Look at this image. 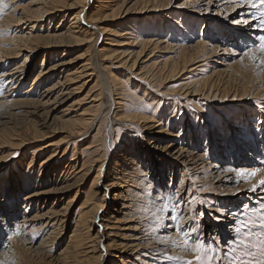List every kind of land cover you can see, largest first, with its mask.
I'll list each match as a JSON object with an SVG mask.
<instances>
[{
  "label": "rangeland",
  "instance_id": "1",
  "mask_svg": "<svg viewBox=\"0 0 264 264\" xmlns=\"http://www.w3.org/2000/svg\"><path fill=\"white\" fill-rule=\"evenodd\" d=\"M29 1L30 0H8L10 3H8L7 7L4 9L7 11L6 13H11L16 6L22 8ZM120 1L126 2L124 3L125 5H123L124 7L127 6L123 9H128V13L121 17L108 19L104 22L105 26L114 29L116 32H119L123 26L130 24L131 29H134L138 36L158 37L162 41L165 40V42L173 46L175 45L174 47L178 45L188 46L198 41H208L212 43L214 38H225L227 46H230V50L237 47V41H241L242 46L243 41L247 40V36L244 34H248V31H242L241 29L236 30V26L233 24V20L239 17V15L230 12L232 11L233 5L248 4L244 3L242 0H235V2L234 0H155V3L152 2L153 0H149L150 2H147V4H149V7H153V9L144 8L145 12L139 13V15L142 16L137 15V10L143 9L146 5V3L143 2L148 0H118V2ZM250 1L251 3L259 2V0H248V2ZM183 2H185L187 7H192L191 9H194L197 13L189 12V10L185 8V5H183L185 9L173 7ZM220 4L225 6L224 11L221 9ZM97 5H99V3H97ZM166 7H169V9H165ZM256 9L257 10L254 8V14L259 21L258 17L261 12H264V7ZM107 10L108 12L110 11L106 8L99 11L98 8L92 7L91 14L92 16L100 15L107 12ZM176 11H180L181 13L175 16L174 12ZM72 12L73 11L70 13L72 14ZM165 13L173 15L174 17L172 18H175L177 23L175 24V21L167 19V17L164 16ZM62 18L61 16L54 20H43L38 23L39 28H45L43 32H47L50 26H68L71 22V15L66 16L63 21ZM11 25L12 24L7 21L5 25L0 28V30H3L2 34H4V37H0L2 45H7L14 36L15 29L22 27ZM229 36H232V39L229 38ZM114 38L120 39L119 37ZM252 42V40H248L249 44ZM215 43L217 42L215 41ZM256 43H258V41ZM164 45L165 43H163L162 46L158 45L157 49L154 50V56L145 64L148 65L145 69L154 73L157 78L154 84H150V82L146 81H144V83L139 80V78H136L137 76H130L131 72L127 68L111 69V71L117 75L118 78L116 80L120 83L121 90L124 91L126 98L129 100L124 107V112L137 113L142 116L159 115L165 123L170 119L172 116L171 114H176V111L180 110V114L177 113L178 117L176 119L178 120H174V122L168 124V129L183 131V138H186V141L192 137V141L196 143L194 145H199L202 147L200 150L208 152L211 161L232 162L234 167L236 166L235 168L248 164L249 167L245 165L249 169L245 171L248 172L254 169L262 170L260 171L261 173L258 172L255 177L240 176L243 180L241 181L242 184L257 178L259 175L260 177L257 181L264 179V66H260L258 63H254L247 58L241 61L237 56L229 54L228 51V53L222 55V57L226 59V62L221 63V58L212 56L208 59L209 63L204 66L203 70L198 69V72L188 71L185 76L178 79L179 74H171L162 66L153 65L154 61L161 59H168V62L171 63L175 61L179 55L178 51H172L171 48V50L163 48ZM86 47L87 46H75L73 48L74 50L71 52V56L75 57L85 53ZM112 48L118 49V46H113ZM47 49L48 48L39 49L37 55L33 57L34 61L30 66L29 78L26 80L22 90L25 91L33 87L35 74L41 69L42 65H45V63L43 64V60L46 61V64H50L57 57V53L59 56L62 54V50L56 49L58 51L49 53L46 52ZM134 49L139 50L138 47H134ZM152 50L153 49L150 48L149 51H147V57L152 53ZM119 51L121 50L117 52ZM219 52L221 53L222 51ZM25 53L26 52H24V54ZM24 54L10 61L14 63L23 60ZM209 64L212 66L210 67ZM5 68H7V62L0 61V75ZM221 68L222 71L212 76V83H214L213 87H210V84L209 86L206 85V87L202 86L196 93L191 92L193 90L192 88L197 85L204 73L210 75L213 70ZM59 75H61L60 72L55 75V78H58ZM1 80L2 78H0V81ZM187 82H191V86H193H190L191 89L186 88ZM15 83L14 81V85ZM99 87L102 88L97 83L91 82L82 92H79L80 94L77 93L76 95L75 99H81L82 103L76 105V110H73L68 117L72 116V118L79 119L80 117L78 115L80 113L85 110L86 112H91L94 109L92 112L96 113L95 115L97 118L94 123L91 122L86 127L85 134L79 137L75 136L70 138L69 136L70 128L72 125L76 124H67L59 120L45 123V116L40 115V113L29 114L27 113L29 110L27 107L18 106L19 108L17 111L14 110V112L5 108V110H3L4 113H0L3 114L0 116V140L4 141L5 138V140H10L9 142H5V147L0 149V200L4 199V202H8L3 204L4 202L0 201V264H96L95 256L99 254L106 256L107 259L105 264H123L118 257H112V255L117 254L118 251L108 246L109 240H107L108 242L105 240L99 243H96L97 240H95L93 253H87L86 251L89 250L88 247L90 246L87 233L88 230L83 228L81 243H77L74 239L75 237L72 236L76 229L75 225L78 220L77 218L82 211L80 206L91 192V183L96 174L95 172L88 179L84 180L81 196H78L74 202L71 201L72 205L65 216L67 219L66 223L58 222L54 225L53 229L50 227L45 229L38 225L35 227V230L29 232V223L26 222L25 225L19 227V231L22 232L20 237L14 235L16 230L13 228L14 224L24 212L27 211L28 213L34 214L49 201V199H40L41 201H35L32 206L27 207V205H24V202L27 201L25 196L29 192H33V190L38 188L49 190L50 188L56 187V183L52 184L53 181L58 179V181H60L62 177L65 178V175L61 174V170H63L62 168L69 169L73 164L72 159L75 153V141V144H77L80 149H83L80 165L85 162L90 164L95 159H99V164H105V173L107 176H110V178L116 173V171H113L114 159L119 153H123L126 148L132 146L138 151L141 149L146 150L147 146L150 144V138L142 131L143 129L139 122H131V120L121 121L114 119L113 115L111 116L109 113V95L103 88L100 90ZM132 90L135 92L134 94L131 93ZM96 94L99 96L100 100L99 109L94 108L92 103L89 102L91 100V98H89L90 95L93 97ZM194 94L197 95L193 96ZM18 97L21 98V96ZM159 97L162 99L160 100ZM155 100L157 101L153 104ZM148 105H151V107H148ZM201 110L202 112H200ZM154 111L155 113H153ZM181 111H183V113H181ZM192 116H195V123L190 119ZM183 117H185L188 122H182ZM112 119L113 127L109 129L108 123ZM108 129L109 136L107 135ZM24 142L25 144H23ZM48 142H56V144L49 147V149L38 150L39 147ZM92 143L95 145L91 149L85 150V146ZM57 144H65L64 147L69 144L70 148L66 156L60 162L57 160L51 166L46 167L47 165L43 164V160L52 150L59 148ZM143 154L144 156L140 159V163L144 165L146 171L149 173L150 180H153V182H155L154 180H158L159 174L155 170L157 168L159 169L160 166L164 171L163 184L172 190L171 194H169L171 200H167V202H169V207H171V203L175 202L174 200L176 199L175 192L179 189L180 179L186 176V174L183 173L181 167L178 172L171 170L167 172L163 163L155 164L153 158L156 156L152 151L147 153L148 156L145 155V152H143ZM124 155L127 156L131 154ZM147 163H149V166ZM151 163L153 166H151ZM207 172H209V170H207ZM187 173L189 174H187V176L190 181L194 182L192 186L197 189V193H192L190 196L188 189L185 188L184 191L186 193L181 194L183 197L180 200L183 212H181V209L178 207L173 209L171 214L182 216L187 213L189 221L191 220L190 223H184L182 221L184 218L183 216L180 223L186 226L185 229L192 228L198 230V232H193L194 236L198 233H202L205 240H207L209 235H216L215 237L219 235L220 237H217L218 239L227 240L234 235V222L238 216H241V213H245L247 216L253 218L257 215L262 200L259 199V196L263 198L264 194L252 193V195H250L249 193L243 192L244 194L241 193L244 195L243 198L236 199L238 201L234 203V201L231 202V195L234 194H230L232 193L230 190L224 191V187L221 188L219 183L211 178L207 184L204 182V179H206L204 177V175L207 174L206 172L200 174V176L204 178H201L202 181L195 180L197 174L193 171L188 170ZM77 188H81V185H77ZM247 188H249V185L245 186L244 183L241 189L245 190ZM200 189H203V191ZM262 189H264V187H259L254 193H258ZM148 190L150 189L148 188ZM116 192H118L117 189L109 193L108 198L110 204L115 202L114 198ZM226 193L230 197H220ZM73 194V192L70 193L69 197H66L65 200H72L74 198ZM187 195L190 197L187 198ZM102 196L101 192H99L96 200L100 201ZM65 200L60 201L65 202ZM190 200L192 202L187 206V202ZM4 205H7V208H5ZM232 207L234 208L233 211L235 214L231 210L227 212V210ZM250 209H255L257 212L249 211ZM225 212H227V214H225ZM99 215H102V213L100 212ZM230 215H233V223H229L228 218ZM106 218H108V215H106ZM174 222L175 221L171 222L168 216H165L163 220L161 219L163 225L169 226ZM101 223L107 226H111L112 224L107 220ZM174 225L175 224L168 229L167 227L158 229V226H156L155 228L158 229L156 231L159 232L160 238L162 237L161 239H164L165 235H168L170 236V240L165 242V246L158 247L152 244L147 250L151 252L156 246L155 250L158 249V252L178 257L180 261L194 260L196 253L190 248L185 250L181 234L173 230ZM211 228V234H209L208 229ZM102 231H105L106 234L116 233V231L111 228L105 230L103 228ZM118 233L120 232L118 231ZM10 237L11 239H9ZM110 237H114L115 240L119 238L118 236ZM23 239H26V241H23ZM41 239L45 240L43 248H40L44 254L38 253L39 251L30 246V242H35V240L36 244L34 246H40ZM70 239H72V241L69 243ZM9 241L13 243L12 256L9 255L4 257L6 254H4L3 251L6 246H8L7 244L10 243ZM172 241L177 242V246H173ZM255 251H257L255 259L259 260V251ZM87 254L91 256L92 254L94 255V257H91L92 260H86L89 256ZM148 254L150 255V253ZM237 255H240V253L237 252ZM129 259L130 261H126V264H139L135 262L134 256L129 257ZM244 259L251 260L253 257H245ZM171 264H177V262L173 261Z\"/></svg>",
  "mask_w": 264,
  "mask_h": 264
},
{
  "label": "bare ground",
  "instance_id": "2",
  "mask_svg": "<svg viewBox=\"0 0 264 264\" xmlns=\"http://www.w3.org/2000/svg\"><path fill=\"white\" fill-rule=\"evenodd\" d=\"M242 1L244 2V0ZM120 2H118V0H30L22 8L18 6L13 8L14 11L11 10V13H6L7 11L5 9L0 12V28H2L7 21L18 27L22 26L21 28L15 29L14 36L7 45H2L0 42V61L7 62V68H5L0 75V78H2L0 81V113H4L3 110H5V108L14 112V110L17 111L19 108L18 106L27 107L29 108L27 113H40V115L45 116V123L59 120L66 122L67 124H76L72 125V127L70 126L69 136L70 138L75 136L79 137L85 134L86 127L91 122L94 123L97 120L96 113L92 112L94 109L91 112H86V110L83 111L78 115L80 117L79 119L68 116L73 110H76V105L82 103L81 99H75L77 93L80 94L79 92H82L91 82H94L100 85L109 95V113L111 116L113 115L114 119L121 121L131 120V122H139L143 129L142 131L146 133L148 138H150V144L147 146L146 150L141 149L138 151L132 146L126 148L123 153H119L116 156L113 167V171H116V173L111 178L105 173V164H99V159H95L90 164L85 162L80 165L83 149H80L78 145L75 144V141V153L74 158L72 159L73 164L69 169L62 168L63 170H61V174H64L65 178L62 177V180L60 179V181H58L59 179L56 181L52 180V184L56 183V187L50 188L49 190L38 188L33 190V192H29L25 196L27 201L24 202V205H27V207L32 206L35 201H41L40 199H49V201L34 214L28 213L27 211L24 212L14 224L13 228L14 230H19V227L25 225L27 222L29 223V232H32L31 230H35V227L38 225L45 229H47V227L53 229L54 225L58 222L66 223L67 219L65 216L72 205L71 201L74 202L78 196H81L84 180L88 179L95 172L96 174L91 183V192L80 206L82 211L77 218L78 220L75 225L76 229L72 234V236L75 237V241L81 243V235L83 234L82 230L85 228L88 230L87 233L90 241V246L88 247L89 250L86 249L87 253H93L95 240H97L96 243L109 240L108 246L111 247V249L118 251V253L112 255V257H118L123 264H126V261H130L129 257L131 256H134L135 262H138L139 264H157L160 257L164 254L158 252V249L155 250L156 246H165V243L159 242L158 238L162 240V237L160 238L159 232L154 229H156L155 227L157 226L156 219L158 215L162 220L165 215L159 213L158 209L161 205L156 204L155 197L156 193H159L160 196L168 197L172 190L163 184L164 171L161 169V166L159 169L157 168L155 170L159 174L158 180H154L155 182L150 180L149 173L146 171L144 165L140 163V159L144 156L143 152L148 156L147 153L152 151L156 156L153 158L155 164L163 163L167 172L170 170L178 172L181 167L183 173L186 174V176H183V178L180 179L178 186L179 189L175 192V198L177 200H181L183 197L181 194L186 193L184 191L185 188L188 189L190 196L192 193H197V189L192 186V183L194 182L190 181L187 176L188 170L197 174L196 178L194 177L197 181H202L204 178L203 176H200V174L206 172L207 174L204 175L206 178L204 179V182L207 184L211 178L219 183L221 188L224 187V191L230 190L232 192L230 194H234L231 195V202L234 201V203L238 201L236 199L243 198L244 195L241 194L243 192L249 193L250 195H252V193L263 195L264 189L258 193L249 190L252 184L259 183L257 180L260 175L249 182H244L245 186L249 185V188L245 190L241 189L244 183L242 184L241 181L243 180L240 176L236 175V172L239 170H249L248 164L235 168L236 166L234 167L232 162L211 161L209 153L200 150L202 147L199 145H194L196 143L192 141V137L186 141V138H183V131L168 129V124L174 122V120H178L176 118L178 117L177 115L180 114V110H177L176 114H171L172 116L165 123L159 115L154 114L153 116H142L137 113L124 112V107L129 100L126 98L124 91L121 90L120 83L116 80L118 78L117 75L112 72L111 69L127 68L131 72L130 76L134 75L142 82L146 81L150 82V84H154L157 78L154 73L145 69L147 68L146 66H148L145 64L154 56V50L157 49L158 45L162 46L163 43H165L163 48H171L172 51H178L179 55L176 60L171 63L168 62V59L160 58L161 60L154 61L153 65L162 66L171 74H179L178 79H180L185 76L188 71L198 72V69L203 70L204 66L209 63L208 59L212 56L221 58V63L226 62V59L223 58L222 55L228 53L230 46H227L225 38H218L219 40L214 38L212 43L208 41H198L192 45H178L177 47H174L175 45L173 46L170 43L165 42V40L162 41L158 37L138 36L134 29H131L130 24L123 27L121 26V32H116L114 29L105 26L104 22L108 19L121 17L128 13V9L124 10L127 6L124 7V3L126 2ZM147 2L150 1L143 2L146 3V5L143 9L137 10V15H139V13H144V8L150 10L153 9V7H149ZM152 2L155 3V0ZM3 3L7 5L10 2H8V0H3ZM97 3H99V5H97ZM247 3L248 4L246 5H233L232 11L230 12L235 14H237V12L240 13L239 17L234 20L244 21L246 19L248 24L252 25V27H247L244 23L239 25L233 23L236 26V30L241 29L242 31H248V34L253 36L254 39L255 34L259 32V30L255 28V25L258 24L259 21L253 19L255 16L254 11L257 9L255 8L254 10V8L251 7V1ZM183 5H185V2L173 7L183 9ZM92 7L98 8L99 11H102L104 8L109 9L110 11L108 12L107 10V12L100 15L92 16ZM189 7L186 6L185 8L191 13H197L194 9H191L192 7ZM220 7L224 11L225 6L220 4ZM165 9H169V7H166ZM71 11H73L72 14L70 13ZM180 13V11L174 12L175 16ZM70 15L71 22L68 26H50L47 32H43L45 31V28H39L38 23L43 20H54L55 18L62 16L63 21L66 16ZM164 16L169 20L175 21V24L177 23V20L172 18L174 17L173 15L165 13ZM263 33L264 32H260V34ZM0 37H4V34H0ZM114 37H119L120 39ZM229 38L232 39V36H229ZM215 41L217 43H215ZM75 46H87L84 51L85 53L72 57L71 52L74 50L73 48ZM113 46H118V49H113ZM134 47H138L139 50L134 49ZM43 48H48L46 52L49 53L52 51H58L56 49H59L62 50V54L59 56L57 53V57L50 64H46V61L43 60V64L45 63V65H42L41 69L35 74L32 85L33 87L24 91L22 88L26 83V80L29 78L30 66L34 61L33 57L37 55L39 49ZM150 48L153 50L151 51L152 53L148 55L149 57H147V51H149ZM118 50L121 51L117 52ZM219 51L222 52L220 53ZM24 52L26 53L24 54ZM23 54V60L14 63L10 61ZM145 57L147 58L143 60ZM211 66L212 65H210V67ZM220 71H222V68L213 70L210 75L204 73L203 77L201 76V79L197 83L198 86L196 85L192 88L193 90L191 92L196 93L202 86L206 87V85L209 86L210 84V87H213L214 83H212V76ZM59 72L61 75H59L58 78H55V75ZM14 81L16 82L15 85ZM186 85L187 87H184L187 89L190 88L191 82H187ZM102 88H100V90ZM131 93L134 94L135 92L132 90ZM97 94L93 97L90 95L89 98H91V100L89 102L92 103L94 108L99 109L98 106L100 105V100ZM196 95L197 94H194L193 96ZM18 96H21V98ZM159 99L161 100L162 98L159 97ZM156 101L157 100H155L153 104L156 103ZM155 111L153 113H155ZM200 112H202V110ZM181 113H183V111H181ZM1 115L3 114H0V116ZM190 119L195 123V116H192ZM183 121L188 122L185 117H183L182 122ZM108 125L109 129L113 127V119L109 121ZM109 129L107 133L108 136L110 135ZM5 139L4 141L0 140V149L5 147V142L10 141ZM23 144H25V142ZM55 144L56 142H48L39 147L38 150L49 149V147ZM69 144L65 147V144H57V147L59 148L52 150L43 160V164H46V167H48L57 160L60 162L67 154V151L70 148ZM94 145L93 143L86 145L85 150L91 149ZM124 154L131 155L126 156ZM147 164L149 166V163ZM151 166H153L152 163ZM207 170H209V172H207ZM76 184L81 185V188H77ZM148 188L150 190H148ZM116 189L118 192L115 193V202L110 204L108 198L109 193ZM72 192L74 193V198L72 200H65V198L69 197ZM99 192H101L103 196L100 201H97L96 198ZM189 195H187V198L190 197ZM224 196L230 197L227 193L220 197ZM176 199L174 201H177ZM259 199H262V197L259 196ZM60 200H65V202H61ZM0 201L4 202V199H1ZM6 203L8 202L6 201L3 204ZM165 203L169 204L167 200ZM187 206H189V203H187ZM4 207L7 208V205H4ZM233 209V207L229 208L227 212L230 210L233 211ZM100 212L102 215H99ZM227 212H225V214H227ZM106 215H108V218H106ZM182 216L184 217L182 220L184 223H190L191 220L189 221L187 213ZM232 218L233 215H230L228 218L229 223H233ZM106 220L112 223L111 226L101 223ZM173 224H175V222ZM173 224L171 223L167 229L173 227ZM184 227L186 226L184 225ZM103 228L104 230L111 228L115 230L116 233L106 234L105 231H102ZM211 230L212 228L208 229L209 234H211ZM118 231L120 233H118ZM20 233L22 232L20 231ZM18 236L20 237L21 235ZM110 236H118L119 238L118 240H115L114 237L112 238ZM217 237L219 238L220 236L218 235ZM23 241H26V239H23ZM71 241L72 239L69 240V243ZM44 242L45 240L41 239V245L34 246L36 240L35 242L31 241L30 246L39 251L38 253L44 254L41 250ZM152 244H155L156 246L151 252H149L147 249ZM7 245V250L5 248L6 251H3V253L6 254L4 257L9 255L12 256V241ZM148 253H150L151 256ZM158 254H160V256H158ZM91 257H94V255H89L86 260L91 259ZM95 257L98 264H105L107 259L105 255L99 254Z\"/></svg>",
  "mask_w": 264,
  "mask_h": 264
},
{
  "label": "snow or ice",
  "instance_id": "3",
  "mask_svg": "<svg viewBox=\"0 0 264 264\" xmlns=\"http://www.w3.org/2000/svg\"><path fill=\"white\" fill-rule=\"evenodd\" d=\"M247 2L248 0H244V3ZM5 7H7V5L3 3V0H0V12H2ZM251 7H264V0H259L258 3L252 2ZM237 15H240V13L237 12ZM253 19L255 20L257 18L254 16ZM258 19L259 23L255 25V28L258 29L259 32L255 34L254 39L253 36L244 34L247 36V40L243 41L242 46L241 41H237V47L230 49L229 54L237 56L241 61L247 58L254 63H258L260 66H264V34H260V32H264V12L260 13ZM233 23L238 25L244 23L247 27H252L251 24H248L246 19L244 21L234 20ZM2 33L3 30H0V34ZM248 40H252L253 42L249 44ZM257 41L258 43H256ZM148 107H151V105H148ZM260 171L262 170L254 169L250 172L239 170L236 172V175L255 177ZM259 187H264V179H261L258 184H252L249 190L256 192ZM200 190L203 191V189ZM166 200L170 201L171 196L165 197L156 193V204L161 205L158 209L159 213L168 216L170 221H175L173 230L181 234L185 250L190 248L196 255L194 260L180 261L178 257L165 253L160 257L157 264H171L173 261H176L177 264H264V198L261 200V205L255 218L249 217L245 213H241V216L236 218L233 228L234 235L227 240H221L211 235L205 240L202 233H198L194 236L193 232H198V230L192 228L185 229L184 225L180 223L183 217L181 215L171 214L173 209L178 207L181 209V212H183L180 200L172 202L171 207H169L168 203H165ZM191 202L190 200L187 203L190 204ZM249 211L257 212L255 209H250ZM161 219L162 218L158 215L156 219L158 229L168 227V225H163L161 223ZM20 234L19 230H16L14 233V235L17 236ZM9 239H11V237ZM158 240L160 243H165L170 240V236L165 235L164 239L160 240L158 238ZM172 245L177 246V242L172 241ZM255 250L259 251V260L255 259L257 254ZM237 252H239L240 255H237ZM158 256H160V254H158ZM245 257H253V259L246 260L244 259Z\"/></svg>",
  "mask_w": 264,
  "mask_h": 264
}]
</instances>
